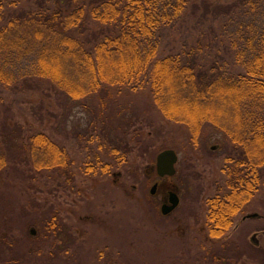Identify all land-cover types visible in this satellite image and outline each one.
<instances>
[{
  "label": "rangeland",
  "instance_id": "obj_1",
  "mask_svg": "<svg viewBox=\"0 0 264 264\" xmlns=\"http://www.w3.org/2000/svg\"><path fill=\"white\" fill-rule=\"evenodd\" d=\"M244 1L230 14L234 22L261 29L264 0ZM228 19L225 32L222 21L196 29L187 17L169 44L203 33L202 42H231ZM110 90L72 101L48 85L0 87V264H264V191L225 234L209 235L208 199L227 191L231 143L210 126L193 141L186 125L163 117L147 90ZM38 131L66 150L71 183L59 170L33 168L22 146ZM167 148L177 153L176 173L159 178L156 156ZM166 182L177 186L180 203L162 216ZM252 213L258 216L246 218Z\"/></svg>",
  "mask_w": 264,
  "mask_h": 264
},
{
  "label": "trees",
  "instance_id": "obj_2",
  "mask_svg": "<svg viewBox=\"0 0 264 264\" xmlns=\"http://www.w3.org/2000/svg\"><path fill=\"white\" fill-rule=\"evenodd\" d=\"M242 2L0 0V87L48 85L72 101L111 88L147 90L193 141L205 126L215 129L232 145L227 191L208 199L209 235L220 237L264 191V26L234 22ZM187 17L196 29L222 21L225 32L230 18L231 42H202L203 33L171 47V31ZM4 102L0 96V120ZM22 150L34 169L59 170L72 182V160L43 132L31 133ZM5 163L0 143V169Z\"/></svg>",
  "mask_w": 264,
  "mask_h": 264
},
{
  "label": "water",
  "instance_id": "obj_3",
  "mask_svg": "<svg viewBox=\"0 0 264 264\" xmlns=\"http://www.w3.org/2000/svg\"><path fill=\"white\" fill-rule=\"evenodd\" d=\"M178 156L174 149L167 148L160 151L156 156L155 169L156 173L160 177L164 176H173L175 174V164L177 162ZM157 184L155 183L151 187V194H154L156 191ZM179 203L178 197L176 194L172 195L170 198V204H163L161 207V212L167 214L171 212ZM257 213L248 214L246 218L257 217ZM254 238V236H253Z\"/></svg>",
  "mask_w": 264,
  "mask_h": 264
},
{
  "label": "flooded vegetation",
  "instance_id": "obj_4",
  "mask_svg": "<svg viewBox=\"0 0 264 264\" xmlns=\"http://www.w3.org/2000/svg\"><path fill=\"white\" fill-rule=\"evenodd\" d=\"M159 177V176H158ZM164 177H168V176H164ZM159 178H163V177H159ZM156 184H157V187H156V191H155V193L157 192V190H158V186H159V182L157 181V182H155ZM163 194H162V198L163 199H166V201L165 202H163L161 205H163V204H170V198H171V196L172 195H174V194H176L177 195V197H178V200H179V203H180V197H179V194H178V192H179V190H178V188H177V186L175 185V184H173L172 182H166V183H164L163 184ZM179 203H178V205H179ZM178 205L171 211V212H169V213H167V214H163V213H161L162 214V216H168V215H170L177 207H178ZM31 234H34V235H32L33 237H35V235H36V231H34V229L31 231ZM14 260H15V257L14 256H11L10 258H9V261L10 262H14ZM18 260V259H17ZM17 260H15V261H17Z\"/></svg>",
  "mask_w": 264,
  "mask_h": 264
}]
</instances>
